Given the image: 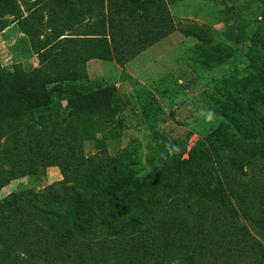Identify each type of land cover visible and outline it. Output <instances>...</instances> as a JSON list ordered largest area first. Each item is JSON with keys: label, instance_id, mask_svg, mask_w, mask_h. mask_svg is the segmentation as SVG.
<instances>
[{"label": "trees", "instance_id": "16d2710c", "mask_svg": "<svg viewBox=\"0 0 264 264\" xmlns=\"http://www.w3.org/2000/svg\"><path fill=\"white\" fill-rule=\"evenodd\" d=\"M33 8L49 9L46 23L34 11L20 17L39 66L7 72L0 62V148L9 163L41 159L63 179L0 200V264H264V243L241 219L264 229V96L236 73L222 79L212 96L220 126L155 180L151 199L125 196L137 186L133 170L107 175L97 155L76 151L88 130L119 128L117 85L73 91L62 118L53 94L87 79L92 60L125 67L151 47L173 21L167 0H36ZM20 11L0 0V33ZM6 184L1 173L0 189Z\"/></svg>", "mask_w": 264, "mask_h": 264}, {"label": "rangeland", "instance_id": "374dc122", "mask_svg": "<svg viewBox=\"0 0 264 264\" xmlns=\"http://www.w3.org/2000/svg\"><path fill=\"white\" fill-rule=\"evenodd\" d=\"M15 1L21 11L17 17H5L8 26L0 33V62L7 72H13L17 64L27 69L39 66L28 36L20 29V17L34 11L36 0ZM167 3L173 21L153 34L152 46L146 51L125 67L93 60L87 79L62 83L63 91L53 94L54 114L62 118L68 113L73 91L117 85L119 128L88 130L76 151L97 155L107 175L118 178L133 170L137 186L125 196L146 200L156 193L155 180L188 159L195 144L220 126L219 97L212 96L222 79L236 73L247 80L254 97L264 96V0ZM33 13L46 23L49 9ZM198 46L206 52L202 54ZM220 55L225 62L216 65ZM227 103L238 107L235 101L221 102L224 107ZM2 148L0 174L7 176V184L0 189V200L25 188L45 191L63 179L60 167L48 166L41 159L9 163ZM241 219L264 243V229Z\"/></svg>", "mask_w": 264, "mask_h": 264}, {"label": "crops", "instance_id": "0c3cea01", "mask_svg": "<svg viewBox=\"0 0 264 264\" xmlns=\"http://www.w3.org/2000/svg\"><path fill=\"white\" fill-rule=\"evenodd\" d=\"M36 56V55H35ZM93 61V60H92ZM92 61H90V62H92Z\"/></svg>", "mask_w": 264, "mask_h": 264}]
</instances>
